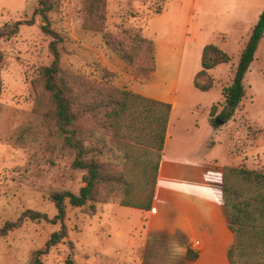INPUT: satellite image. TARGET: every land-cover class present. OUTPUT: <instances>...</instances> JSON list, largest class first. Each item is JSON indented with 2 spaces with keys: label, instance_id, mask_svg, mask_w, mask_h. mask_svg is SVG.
Instances as JSON below:
<instances>
[{
  "label": "rangeland",
  "instance_id": "obj_1",
  "mask_svg": "<svg viewBox=\"0 0 264 264\" xmlns=\"http://www.w3.org/2000/svg\"><path fill=\"white\" fill-rule=\"evenodd\" d=\"M263 1L108 0L105 32L115 37L139 36L160 44L158 54L167 64L161 68L163 76L179 79L168 155L264 171V36L246 75V95L241 105L227 124L218 120L216 128L210 124L212 107L217 106L216 115L223 109V89L233 82L240 55L264 10ZM52 2L54 9L48 15L52 29L63 37L60 50L64 70L121 90L144 84L135 76L127 77L130 85H126L123 69L129 65L106 46L101 33L83 28L82 0ZM39 3L40 0H0V28L31 19ZM163 7L166 13L162 19L151 20ZM36 20L34 26H23L17 36L1 42L0 227L15 222L26 210L46 214L52 220L57 210L51 194H78L84 186L86 171L73 169L72 154L62 149L60 139L53 137L33 113L31 80L41 66L53 61L49 50L53 39L41 30V19ZM209 44L227 52L231 61L210 71L214 88L202 92L193 84V73L202 69V52ZM134 130L127 136V146L134 157L129 169L136 183L134 198L142 199L151 191L155 151L148 153L144 145L132 142L129 138L137 133ZM141 133L146 135L145 131ZM117 156L122 162V155ZM111 159V152H107L102 161L114 165ZM120 200L96 204L94 216L73 208L67 200L68 236L42 257L44 264H66L68 260L76 264H183L182 260L168 261L164 253H158L163 245L154 237L157 230L149 233L143 212L120 206ZM59 229V225L45 221L25 220L21 228L0 238V264H28L33 252L44 249Z\"/></svg>",
  "mask_w": 264,
  "mask_h": 264
},
{
  "label": "trees",
  "instance_id": "obj_2",
  "mask_svg": "<svg viewBox=\"0 0 264 264\" xmlns=\"http://www.w3.org/2000/svg\"><path fill=\"white\" fill-rule=\"evenodd\" d=\"M53 9L52 0H40L31 19L6 23L0 28V96L3 89L1 42L17 36L23 26H34L38 17L42 22L41 30L52 37L49 50L53 61L50 65L41 66L31 80L35 96L33 113L53 137L60 139L62 149L72 154L73 169L86 171L83 176L84 186L78 194L70 191H54L51 194L50 199L57 210L52 220L46 214L26 210L15 222L9 221L0 227V238H3L21 228L27 219L60 226L44 249L33 252L28 264H44L42 257L68 236L65 224L67 200L73 208L86 210L91 216L96 213V204L104 205L119 198L120 206L143 211L152 209L172 111L171 104L64 70L60 50L63 37L52 29L48 15ZM107 11L108 0H82L83 28L101 33L106 46L125 64L155 72L153 43L139 36L126 34L115 37L106 33ZM263 36L264 11L240 55L232 84L223 89V109L218 115L215 114L217 106L211 109L212 127H217L216 120L227 124L241 105L246 95L244 81ZM230 61L227 52L214 44L206 45L201 57L202 69L193 80L195 88L202 92L211 91L215 80L210 71ZM132 129L138 134L129 138L132 142L144 145L148 153L155 151L152 152L156 162L152 168L154 178L151 191L142 199L134 198L136 183L129 169L134 157L128 149L127 136L134 134L129 132ZM143 131L146 132L145 136L141 133ZM107 152L112 154L111 160L115 163L112 166L102 161ZM117 154L122 155V162ZM147 156L148 162H151L150 155ZM222 185L229 227L235 236V244L228 254L230 264H264V171L226 166L223 169ZM197 258L198 253L188 249L187 259L194 261Z\"/></svg>",
  "mask_w": 264,
  "mask_h": 264
},
{
  "label": "crops",
  "instance_id": "obj_3",
  "mask_svg": "<svg viewBox=\"0 0 264 264\" xmlns=\"http://www.w3.org/2000/svg\"><path fill=\"white\" fill-rule=\"evenodd\" d=\"M165 13L163 7L161 12L153 14L150 19H162ZM147 29L146 34L149 32V24ZM148 38L153 40L152 37ZM158 47L160 48V44H154L157 63L154 73L137 72L125 64L123 69L126 85H130L127 77L136 76L144 82L126 89L172 105L152 209L135 210L143 212L149 233L154 228L157 230L154 237L163 245V249L158 253H164L168 261L182 260L183 264H230L228 254L235 244V236L229 227V217L223 199V169L227 164L167 154L176 109L174 93L179 79H170L169 76L165 79L163 76L161 68H165L167 64L158 54ZM117 235H121L119 230ZM188 249L198 253L196 260L187 259Z\"/></svg>",
  "mask_w": 264,
  "mask_h": 264
},
{
  "label": "water",
  "instance_id": "obj_4",
  "mask_svg": "<svg viewBox=\"0 0 264 264\" xmlns=\"http://www.w3.org/2000/svg\"><path fill=\"white\" fill-rule=\"evenodd\" d=\"M218 122H220L219 120H218ZM220 124H224V123H222V122H220ZM66 264H76V263H74V262H72V261H70V260H68L67 262H66Z\"/></svg>",
  "mask_w": 264,
  "mask_h": 264
}]
</instances>
